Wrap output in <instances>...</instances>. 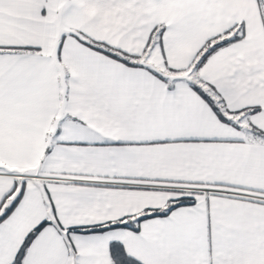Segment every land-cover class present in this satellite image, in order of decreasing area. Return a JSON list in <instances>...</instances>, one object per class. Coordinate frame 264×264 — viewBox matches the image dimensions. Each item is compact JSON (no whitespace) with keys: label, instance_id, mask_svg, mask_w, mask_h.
Masks as SVG:
<instances>
[{"label":"snow or ice","instance_id":"snow-or-ice-1","mask_svg":"<svg viewBox=\"0 0 264 264\" xmlns=\"http://www.w3.org/2000/svg\"><path fill=\"white\" fill-rule=\"evenodd\" d=\"M0 264H264V0H0Z\"/></svg>","mask_w":264,"mask_h":264}]
</instances>
